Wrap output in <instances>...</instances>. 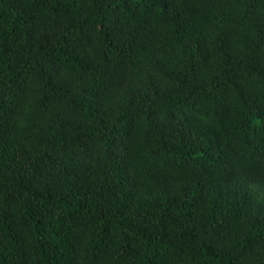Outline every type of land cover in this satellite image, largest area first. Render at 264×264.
<instances>
[{
	"label": "trees",
	"instance_id": "16d2710c",
	"mask_svg": "<svg viewBox=\"0 0 264 264\" xmlns=\"http://www.w3.org/2000/svg\"><path fill=\"white\" fill-rule=\"evenodd\" d=\"M0 264H264V0H0Z\"/></svg>",
	"mask_w": 264,
	"mask_h": 264
}]
</instances>
